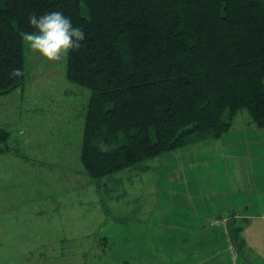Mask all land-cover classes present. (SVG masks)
Returning <instances> with one entry per match:
<instances>
[{
  "label": "trees",
  "instance_id": "trees-1",
  "mask_svg": "<svg viewBox=\"0 0 264 264\" xmlns=\"http://www.w3.org/2000/svg\"><path fill=\"white\" fill-rule=\"evenodd\" d=\"M52 11L85 32L67 77L90 90L80 149L90 177L217 138L242 109L264 128V0H0V96L25 80L29 16Z\"/></svg>",
  "mask_w": 264,
  "mask_h": 264
},
{
  "label": "rangeland",
  "instance_id": "rangeland-1",
  "mask_svg": "<svg viewBox=\"0 0 264 264\" xmlns=\"http://www.w3.org/2000/svg\"><path fill=\"white\" fill-rule=\"evenodd\" d=\"M25 58L24 82L0 96V129L9 132L0 142V187L12 168L25 174V183L36 172V183L43 181L51 195L30 196L46 204L28 208L16 204L29 198L7 197L0 189V264H124L125 256H118L136 253L153 235L142 222L154 203L147 181L154 182L153 171L144 161L90 177L80 160L90 90L68 79V57L47 62L25 44ZM237 114L241 124L250 120L245 109ZM7 155L18 159L6 162ZM54 202L60 211H52Z\"/></svg>",
  "mask_w": 264,
  "mask_h": 264
},
{
  "label": "crops",
  "instance_id": "crops-1",
  "mask_svg": "<svg viewBox=\"0 0 264 264\" xmlns=\"http://www.w3.org/2000/svg\"><path fill=\"white\" fill-rule=\"evenodd\" d=\"M237 115L217 138H199L146 160L154 174L152 183L147 176L154 203L142 222L153 235L136 253L118 256H125L124 264H264V128L249 119L241 124ZM8 156L11 163L18 159L7 155L6 162ZM6 171L3 193L29 198L16 205L46 204L30 197L51 195L43 181L36 183V172L25 183L22 171ZM52 205L60 211V204ZM233 221L242 228L238 239L230 234Z\"/></svg>",
  "mask_w": 264,
  "mask_h": 264
},
{
  "label": "clouds",
  "instance_id": "clouds-1",
  "mask_svg": "<svg viewBox=\"0 0 264 264\" xmlns=\"http://www.w3.org/2000/svg\"><path fill=\"white\" fill-rule=\"evenodd\" d=\"M29 25L32 32L21 31L22 41L28 49L39 54L47 62H60L68 57L71 51L79 49L85 40V32L74 27L69 17L62 12H45L43 15H30ZM11 77H20L23 72L15 68L9 74Z\"/></svg>",
  "mask_w": 264,
  "mask_h": 264
}]
</instances>
